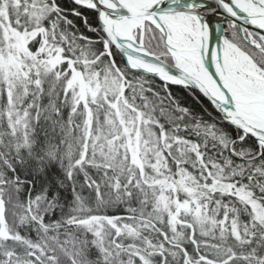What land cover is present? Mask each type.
<instances>
[{"label": "snow or ice", "instance_id": "1", "mask_svg": "<svg viewBox=\"0 0 264 264\" xmlns=\"http://www.w3.org/2000/svg\"><path fill=\"white\" fill-rule=\"evenodd\" d=\"M0 264H264V0H0Z\"/></svg>", "mask_w": 264, "mask_h": 264}]
</instances>
